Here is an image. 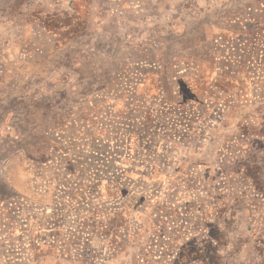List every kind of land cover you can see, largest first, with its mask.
I'll list each match as a JSON object with an SVG mask.
<instances>
[{"label": "rangeland", "instance_id": "374dc122", "mask_svg": "<svg viewBox=\"0 0 264 264\" xmlns=\"http://www.w3.org/2000/svg\"><path fill=\"white\" fill-rule=\"evenodd\" d=\"M248 156L264 0H0V264H175ZM236 208L223 264H264V200Z\"/></svg>", "mask_w": 264, "mask_h": 264}, {"label": "trees", "instance_id": "16d2710c", "mask_svg": "<svg viewBox=\"0 0 264 264\" xmlns=\"http://www.w3.org/2000/svg\"><path fill=\"white\" fill-rule=\"evenodd\" d=\"M202 81L198 89L204 88ZM198 92L187 97L196 98ZM185 99L181 98L183 103ZM162 162V161H160ZM159 162V163H160ZM166 164V161H163ZM152 171H159L154 164ZM237 168L230 171H221L222 190L212 197L213 203L197 205L199 212L197 220L191 223L187 230L189 237L176 252L173 260L175 264H223L222 252L228 246L227 232L236 224V207L238 201L243 199L248 192H252L254 198L264 200V176L260 173L262 166L257 159L248 156L243 159ZM201 187L206 192L205 186ZM122 213L114 217L108 226L102 227L103 232L110 236H116L118 228L122 226ZM100 231V229H98Z\"/></svg>", "mask_w": 264, "mask_h": 264}]
</instances>
